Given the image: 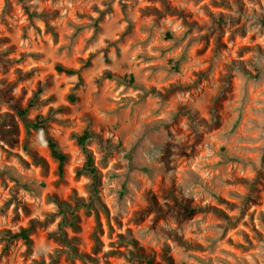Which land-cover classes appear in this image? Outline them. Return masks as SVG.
I'll use <instances>...</instances> for the list:
<instances>
[{"label": "rangeland", "instance_id": "374dc122", "mask_svg": "<svg viewBox=\"0 0 264 264\" xmlns=\"http://www.w3.org/2000/svg\"><path fill=\"white\" fill-rule=\"evenodd\" d=\"M149 259L264 264V0H0V264Z\"/></svg>", "mask_w": 264, "mask_h": 264}, {"label": "trees", "instance_id": "16d2710c", "mask_svg": "<svg viewBox=\"0 0 264 264\" xmlns=\"http://www.w3.org/2000/svg\"><path fill=\"white\" fill-rule=\"evenodd\" d=\"M166 38L168 39H172L174 38V34L167 31L165 33ZM56 69L59 72H63L66 74H78L80 75V71L74 68H70V67H66L62 64H58L56 66ZM26 110L20 111L21 115H25ZM43 126V122L40 120H37L36 122H29L27 123V127L28 128H40ZM91 133L86 130L85 133L81 136L78 137V143L79 145L82 147L85 155H86V162L85 165L82 169L78 170V175L84 174V173H88L90 174L92 177H97V167L94 164V159L92 154L90 153L89 149L87 148V141L90 139ZM49 148H50V152L52 157L58 162V169H59V174L61 177H63L64 175V171H65V163L67 161V154L64 153L60 147L57 141H55L54 139L50 138L49 139ZM225 151V149H223ZM94 188H95V183L93 184ZM96 191V189H94ZM55 202L58 204L59 209L61 210L62 214H63V220H62V224H69V225H74L75 224V220L77 219V210L79 209H90V207L92 206V203L87 204L85 202H81L76 204L74 207H72L68 202L66 201H61L59 199H55ZM71 218L70 221H68V218ZM3 239L7 241V243H9L12 240L15 239H22L24 240L27 244L31 243V237H30V230L29 229H22L19 232H15L12 233L11 231H4L3 232ZM150 264L152 263V261L149 259L148 261Z\"/></svg>", "mask_w": 264, "mask_h": 264}]
</instances>
